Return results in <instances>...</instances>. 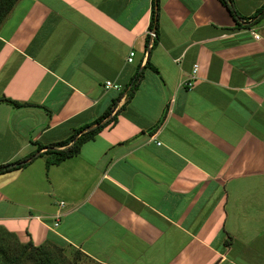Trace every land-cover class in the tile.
Wrapping results in <instances>:
<instances>
[{"label": "crops", "instance_id": "0c3cea01", "mask_svg": "<svg viewBox=\"0 0 264 264\" xmlns=\"http://www.w3.org/2000/svg\"><path fill=\"white\" fill-rule=\"evenodd\" d=\"M232 1L158 0L148 47L153 0H18L0 25V166L114 99L115 120L74 156L0 174V226L98 264H264V0Z\"/></svg>", "mask_w": 264, "mask_h": 264}, {"label": "trees", "instance_id": "16d2710c", "mask_svg": "<svg viewBox=\"0 0 264 264\" xmlns=\"http://www.w3.org/2000/svg\"><path fill=\"white\" fill-rule=\"evenodd\" d=\"M18 0H0V25L4 19L11 12ZM220 2L233 14L235 15L233 1L232 0H220ZM158 10V0H153V9L151 15V26L154 27V14ZM156 34H157V29ZM157 40V38H156ZM154 43V42H153ZM144 67H152L147 60ZM143 76V71H138L135 78L131 80L130 85L122 89L121 92L126 93L125 102H127L137 88L139 80ZM121 94V93H120ZM116 106V99L113 100L112 106L108 108L101 116H99L94 122L97 124L95 127L90 128L92 124H88L82 128L74 131V133L67 138L62 140L46 149L41 145H38L36 150L32 152L26 159L34 158L37 155H41L40 150L43 148L48 154H52L49 159L46 160V164L58 163L67 157L78 154L81 145L92 139L96 133H98L105 125L115 120V115L110 119L103 122V119L110 115L111 110ZM70 143V144H69ZM69 144V146H67ZM67 146V147H65ZM53 147H65L63 149H56ZM25 159V160H26ZM12 162L0 166V174L16 170L27 164V161ZM64 242L55 240L54 242L46 240L40 245H34L32 241L27 243H20L14 233L7 231L4 227L0 226V264H64L59 260L58 255L55 254L56 246L64 245ZM74 249V248H72ZM76 256L81 255L79 250L74 249ZM65 260V259H63Z\"/></svg>", "mask_w": 264, "mask_h": 264}, {"label": "built area", "instance_id": "2783aa9c", "mask_svg": "<svg viewBox=\"0 0 264 264\" xmlns=\"http://www.w3.org/2000/svg\"><path fill=\"white\" fill-rule=\"evenodd\" d=\"M151 19V18H150ZM145 33L146 35L148 36L149 40H148V47H151L153 42L156 40L157 38V34H156V30H155V27H152L151 26V20L150 22H148V25L145 29ZM256 38H258V35H255ZM133 57H134V51H130L129 54H128V57H127V61L128 62H132L133 61ZM197 76H196V65L194 66V69H193V74L190 78V80L186 81L184 83L185 86H187V88H192L195 83L197 82ZM105 87H108V88H114V89H118L119 86L117 84H114L112 83L111 81H106L105 82ZM63 204V202H61V205ZM55 225H57V223H55Z\"/></svg>", "mask_w": 264, "mask_h": 264}, {"label": "rangeland", "instance_id": "374dc122", "mask_svg": "<svg viewBox=\"0 0 264 264\" xmlns=\"http://www.w3.org/2000/svg\"><path fill=\"white\" fill-rule=\"evenodd\" d=\"M55 254L58 255L59 260L64 264H98L82 254L76 256L74 249H72L70 246L66 244L62 245V247L56 246Z\"/></svg>", "mask_w": 264, "mask_h": 264}]
</instances>
